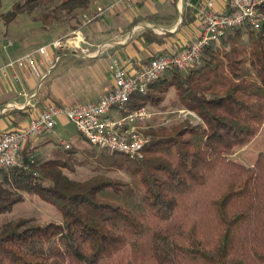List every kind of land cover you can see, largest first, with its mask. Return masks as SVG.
I'll return each instance as SVG.
<instances>
[{
	"label": "trees",
	"instance_id": "obj_1",
	"mask_svg": "<svg viewBox=\"0 0 264 264\" xmlns=\"http://www.w3.org/2000/svg\"><path fill=\"white\" fill-rule=\"evenodd\" d=\"M46 3L57 17L88 9L90 0H23L4 19ZM244 29L207 46L199 64L170 70L130 96L124 113L154 109L174 87L198 119L149 124L140 159L99 155L128 179H71L63 172L71 155L60 150L44 161L23 155V167L0 169V214L27 192L62 218L0 220V264H264V151L251 165L229 157L264 124V23Z\"/></svg>",
	"mask_w": 264,
	"mask_h": 264
},
{
	"label": "crops",
	"instance_id": "obj_2",
	"mask_svg": "<svg viewBox=\"0 0 264 264\" xmlns=\"http://www.w3.org/2000/svg\"><path fill=\"white\" fill-rule=\"evenodd\" d=\"M205 1L133 0L130 7L120 6L84 26L80 31L83 38L79 46L49 47L46 57L36 55L40 64L38 74L30 69L20 70L19 83L0 72V133L26 125L49 103L72 105L99 99L113 88L108 68L111 57L123 62L130 59L131 66L137 68L155 55L182 50L201 30L195 12ZM212 1L216 11H226V0ZM24 53L11 50L7 58L0 55V66ZM57 54L58 61L46 75L49 78H45L39 86V74L41 76L47 70ZM19 91L25 95H19ZM28 97L30 105L25 106ZM164 99V102L172 100L168 109L170 113L186 110L194 114L179 103L174 87L168 89ZM8 103L10 107H7ZM69 123L64 116H60L51 133L27 142L23 154L35 161H44L56 155L59 143L66 142V139L60 138V131Z\"/></svg>",
	"mask_w": 264,
	"mask_h": 264
},
{
	"label": "built area",
	"instance_id": "obj_3",
	"mask_svg": "<svg viewBox=\"0 0 264 264\" xmlns=\"http://www.w3.org/2000/svg\"><path fill=\"white\" fill-rule=\"evenodd\" d=\"M132 2L133 0H111L105 7H98L94 15L87 20L90 21L120 6L129 7ZM226 4V11H216L212 0L199 5L195 15L201 30L195 39L176 53L155 55L137 68L131 66L130 59L123 62L111 57L108 68L113 78V88L99 99L72 105H47L21 128L0 133V169L23 167L24 146L32 138L51 133L60 116L72 123L91 146L110 153L119 152L131 159L142 158L143 149L149 142V136L144 130L156 112L148 106H141L124 113L130 96L134 93L144 94L150 84L163 78L170 70L186 71L199 64L203 50L207 46L218 45L221 37L228 32L244 27L259 29L264 23V11L261 10L264 0H226ZM80 39V33L75 31L73 37L54 40L48 45L39 46L7 61L0 66V72L8 75L12 81L21 83L20 70L28 68L38 72L36 54L46 57L48 47H77ZM12 45L13 42L7 41L6 47ZM58 59L57 54L41 78L48 74ZM18 94L25 95L23 91ZM27 105H30V97L26 100L25 106ZM10 106L8 103L7 107ZM180 113L183 116L193 114L186 110H181ZM63 144L66 148L69 147L67 143Z\"/></svg>",
	"mask_w": 264,
	"mask_h": 264
},
{
	"label": "rangeland",
	"instance_id": "obj_4",
	"mask_svg": "<svg viewBox=\"0 0 264 264\" xmlns=\"http://www.w3.org/2000/svg\"><path fill=\"white\" fill-rule=\"evenodd\" d=\"M22 1L23 0H1L0 55H2L4 58H7L11 50H16L18 53H26L38 48L37 46L39 44L43 46L48 45L52 41L57 39L66 40L70 37H73L75 31L80 33V45L83 38L80 31L83 29V27L99 20L109 12H106L103 15L98 16L90 21H88L87 18L94 15L98 7H105L110 0H90L88 9L77 10L71 14H67L66 12L62 11L57 15V17H54L52 14V4H41L39 6H36L31 12L22 11L18 13L11 21L6 22L4 19V13L10 10L14 3ZM244 28H242L243 32H245ZM9 40L13 42V45L7 48L6 44ZM243 41L248 42L247 35L245 33L243 34ZM220 44L221 41L216 46H220ZM37 68L40 70V64L38 62ZM39 70L37 73H35L38 74ZM41 76L39 74V78L41 79L39 80V86L44 83L45 78H49L48 76H44L43 78H41ZM169 99L168 102L162 101L159 105L154 107V109L151 108L156 112V115L153 116L147 124H151V126H168L180 122L185 118H188L190 120L198 119V117L193 114H187L186 116H183L179 111H173L172 113H170L168 109L171 108L172 100ZM50 104L53 103H49L47 105ZM59 135L60 138L66 139L65 143L69 145V147L66 148L64 144L59 143V146L57 147V150L63 151L65 154H68L69 152L71 155L69 159L71 168L63 169V172L69 178L74 180H83L93 174L102 173L112 178L128 179L127 173L122 169L108 167L100 163L98 161L99 155L108 154L107 151L91 146L87 142V140L83 138L81 134H79L72 123H69L67 128L62 129ZM65 149H67L68 151H66ZM260 151H264V124L260 126L257 133L250 139L248 143H246L242 147L235 148L234 152L229 157L245 165H251ZM22 155H24L23 152ZM22 195V201L15 203L10 211H6L0 214L1 221L13 219L16 217L31 218L35 223L61 221V213L53 205L43 201L37 195L32 193L22 192Z\"/></svg>",
	"mask_w": 264,
	"mask_h": 264
}]
</instances>
